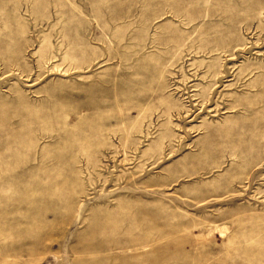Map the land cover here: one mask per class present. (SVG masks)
<instances>
[{
    "label": "rangeland",
    "instance_id": "rangeland-1",
    "mask_svg": "<svg viewBox=\"0 0 264 264\" xmlns=\"http://www.w3.org/2000/svg\"><path fill=\"white\" fill-rule=\"evenodd\" d=\"M0 264H264V0H0Z\"/></svg>",
    "mask_w": 264,
    "mask_h": 264
}]
</instances>
